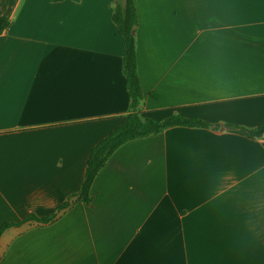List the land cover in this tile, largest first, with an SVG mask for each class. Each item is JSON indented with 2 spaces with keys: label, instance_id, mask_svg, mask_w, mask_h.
Masks as SVG:
<instances>
[{
  "label": "crops",
  "instance_id": "crops-1",
  "mask_svg": "<svg viewBox=\"0 0 264 264\" xmlns=\"http://www.w3.org/2000/svg\"><path fill=\"white\" fill-rule=\"evenodd\" d=\"M135 2L143 116L221 127L127 142L91 203L8 228L0 264H264V137L226 128H256L264 90L229 95L227 75L211 71L264 62V0ZM114 10V0L13 6L0 35V228L80 192L93 147L129 114Z\"/></svg>",
  "mask_w": 264,
  "mask_h": 264
},
{
  "label": "trees",
  "instance_id": "trees-1",
  "mask_svg": "<svg viewBox=\"0 0 264 264\" xmlns=\"http://www.w3.org/2000/svg\"><path fill=\"white\" fill-rule=\"evenodd\" d=\"M16 1L17 0H12L9 10L0 13V35L10 26L11 13ZM54 1L60 2L63 0ZM114 3L115 10L113 21L122 37L125 51L122 70L126 77L127 89L131 97L130 112L125 116L122 124L116 130L100 140L93 147L87 163L85 178L80 192L69 197L58 207L57 212L52 215L40 218L32 214L21 222L5 223L0 228V238L8 228L12 226H20L28 221H37L41 224L53 222L62 211L71 207L73 204V198L85 203H91V190L95 179L99 176L103 168H105L112 155L127 142L152 135H158L175 126L203 128L221 127V125H213L201 119L186 118L180 114H173L162 121L143 116V113L139 110L144 99V90L138 69L136 27L139 22V15L136 2L135 0H114ZM226 128L251 139L264 137V119L253 129L233 124H227Z\"/></svg>",
  "mask_w": 264,
  "mask_h": 264
},
{
  "label": "rangeland",
  "instance_id": "rangeland-1",
  "mask_svg": "<svg viewBox=\"0 0 264 264\" xmlns=\"http://www.w3.org/2000/svg\"><path fill=\"white\" fill-rule=\"evenodd\" d=\"M212 73L216 67L227 75V81L222 80V89H226L229 95L251 93L264 90V62H244L212 65ZM213 82H218L214 80ZM223 83H226L224 86ZM157 120L155 118H152ZM162 121V120H158Z\"/></svg>",
  "mask_w": 264,
  "mask_h": 264
}]
</instances>
